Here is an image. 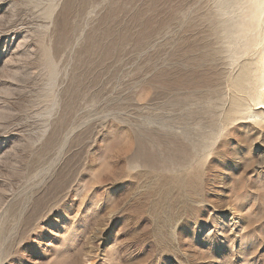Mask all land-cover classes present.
I'll return each instance as SVG.
<instances>
[{
  "label": "rangeland",
  "instance_id": "374dc122",
  "mask_svg": "<svg viewBox=\"0 0 264 264\" xmlns=\"http://www.w3.org/2000/svg\"><path fill=\"white\" fill-rule=\"evenodd\" d=\"M245 4L0 0V264H264Z\"/></svg>",
  "mask_w": 264,
  "mask_h": 264
},
{
  "label": "bare ground",
  "instance_id": "6f19581e",
  "mask_svg": "<svg viewBox=\"0 0 264 264\" xmlns=\"http://www.w3.org/2000/svg\"><path fill=\"white\" fill-rule=\"evenodd\" d=\"M245 3H246L245 4L246 6L242 11V15L239 17V19H237V22L236 21L234 22L241 23V25L243 26L241 28L242 30L241 34H242V38H244V47L247 48L248 46H251L256 40L255 35H251L250 31L254 27H256L258 20L260 18H262L263 23H264V0H245ZM234 25L235 23L233 24L231 23L230 25L229 23L228 24L226 23L227 30L228 28ZM262 42L264 44V35L262 37ZM259 57L260 59L257 62L243 68L240 78L237 81V86L238 88L246 92H250L251 91L250 89L256 90V92H258L257 99L259 103H261V105L258 107L264 110V45H263L261 52L259 53ZM251 75L256 76V80L251 83L253 84V86L250 87L249 86L250 84H248V80L250 79ZM257 112H259V110Z\"/></svg>",
  "mask_w": 264,
  "mask_h": 264
}]
</instances>
